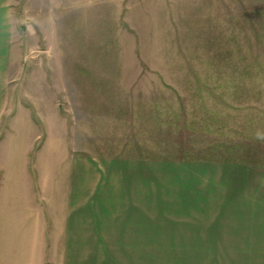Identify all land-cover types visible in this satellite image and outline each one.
<instances>
[{
    "label": "rangeland",
    "instance_id": "obj_1",
    "mask_svg": "<svg viewBox=\"0 0 264 264\" xmlns=\"http://www.w3.org/2000/svg\"><path fill=\"white\" fill-rule=\"evenodd\" d=\"M0 71V146L36 192L46 244L81 221L91 239H132L129 224L154 247L68 250L264 264V0H0ZM139 156L152 183H124L121 159ZM214 161L229 164L213 180ZM62 253L43 248L45 263Z\"/></svg>",
    "mask_w": 264,
    "mask_h": 264
},
{
    "label": "crops",
    "instance_id": "obj_2",
    "mask_svg": "<svg viewBox=\"0 0 264 264\" xmlns=\"http://www.w3.org/2000/svg\"><path fill=\"white\" fill-rule=\"evenodd\" d=\"M6 94L7 87L3 83L0 75V119L6 106ZM4 148V145L0 146L2 154L0 156V264H46L43 257V248L47 246L50 248H63V253L60 254L58 260L57 256H55L53 261L52 259L50 260V264H88L87 262H82V252H80V255L79 250L73 251L70 254L68 249H83L90 247L101 249L109 247L147 249L154 247V240L148 238L147 227L137 229V227L125 224L123 227H120L119 232L130 233L133 238L124 239L122 238L123 236H118V238L121 239L117 240L109 239L107 236L105 237L96 229L95 233L97 238L91 239L89 236L90 227L88 228L85 226L83 221H81V225H65L64 228L59 229V231L63 233L62 238L59 240L53 239L54 241L50 239V244H46L47 241L43 240L41 206L40 204L36 205L35 202L36 192L35 190L32 191L30 187L27 192L25 176L19 175L18 171H11V166L17 168L20 163L19 161L11 162L9 148L6 147L5 151ZM148 158L151 157L139 156V158L135 160L121 159L126 160L123 163V168L127 169V174H125V172L122 175L123 182L128 184L132 181V178H134V180L139 183H152V177L151 180L148 178V168L149 171H151L153 159L151 158L148 160ZM225 162H211L213 180L214 169L216 168L218 171L220 168L228 167L229 163ZM115 164H117L116 161H111L110 163V165L113 166H115ZM130 168L133 169L130 171ZM228 177V174L222 171L220 176H216V181L220 183L224 181L227 182ZM107 183H111V181ZM27 194L28 196L32 194L31 201L29 198L27 202ZM77 214L80 215V213ZM105 214L108 215V213ZM128 214L129 213H126V215ZM136 233L143 234L141 236L145 238L137 239ZM213 245L218 246L219 243H214ZM220 245L228 246L229 244ZM242 245L250 246V244ZM229 246L239 245L231 243ZM141 252L146 256L148 255V251L146 250Z\"/></svg>",
    "mask_w": 264,
    "mask_h": 264
}]
</instances>
